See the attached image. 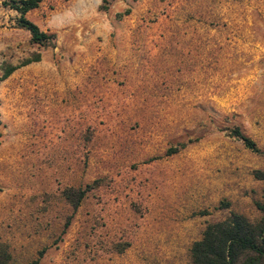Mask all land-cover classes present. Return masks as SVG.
Masks as SVG:
<instances>
[{
	"label": "rangeland",
	"instance_id": "obj_1",
	"mask_svg": "<svg viewBox=\"0 0 264 264\" xmlns=\"http://www.w3.org/2000/svg\"><path fill=\"white\" fill-rule=\"evenodd\" d=\"M4 1L8 264L41 250L39 264H192L208 223L260 218L264 182L252 172L264 169V0H42L26 17L55 34L51 45L32 43ZM86 185L73 208L64 190Z\"/></svg>",
	"mask_w": 264,
	"mask_h": 264
},
{
	"label": "trees",
	"instance_id": "obj_2",
	"mask_svg": "<svg viewBox=\"0 0 264 264\" xmlns=\"http://www.w3.org/2000/svg\"><path fill=\"white\" fill-rule=\"evenodd\" d=\"M42 0H9L4 1L5 5L18 13L16 24L26 29L30 34V41L39 45H51L54 43L55 34L41 30L38 25L26 17V13L38 7ZM39 54L27 58L18 65L8 64L3 68L1 79L7 78L15 69L38 61ZM232 136L242 141L250 150L261 153L255 142L242 133L238 128L231 130ZM185 144H179L184 147ZM178 147L169 149V152H176ZM253 176L264 182V169L253 170ZM97 180L93 182L94 185ZM86 185L84 188H67L63 194L65 199L77 208L86 192L92 187ZM264 197V185L262 188ZM226 202L225 207H227ZM256 208L261 212L259 219L249 220L245 215L231 212L225 218L208 223L199 239L193 241L190 250L192 264H264V200L255 201ZM68 225V222L66 223ZM43 251H39L37 257L27 264H39ZM10 254L0 248V264H8Z\"/></svg>",
	"mask_w": 264,
	"mask_h": 264
}]
</instances>
